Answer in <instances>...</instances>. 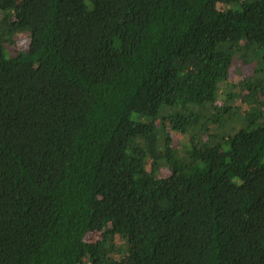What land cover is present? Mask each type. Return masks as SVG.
I'll return each mask as SVG.
<instances>
[{"label": "trees", "instance_id": "obj_1", "mask_svg": "<svg viewBox=\"0 0 264 264\" xmlns=\"http://www.w3.org/2000/svg\"><path fill=\"white\" fill-rule=\"evenodd\" d=\"M0 264H264V0H0Z\"/></svg>", "mask_w": 264, "mask_h": 264}, {"label": "rangeland", "instance_id": "obj_2", "mask_svg": "<svg viewBox=\"0 0 264 264\" xmlns=\"http://www.w3.org/2000/svg\"><path fill=\"white\" fill-rule=\"evenodd\" d=\"M220 9H224L222 6L221 7H219ZM24 45V43L22 44V46ZM172 137H173V139L175 140V141H179V140H181V138L179 137V136H177L176 134H173L172 135ZM96 239V236H94V235H88L87 237H86V240L87 241H94Z\"/></svg>", "mask_w": 264, "mask_h": 264}]
</instances>
